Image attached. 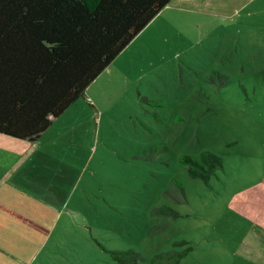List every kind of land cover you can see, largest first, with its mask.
Masks as SVG:
<instances>
[{"label":"rangeland","instance_id":"obj_1","mask_svg":"<svg viewBox=\"0 0 264 264\" xmlns=\"http://www.w3.org/2000/svg\"><path fill=\"white\" fill-rule=\"evenodd\" d=\"M240 16L155 17L40 139L0 133V205L17 209L0 264H119L110 250L128 249L151 264L188 245L180 264H258L236 248L264 228V10L250 33ZM205 150L224 160L210 185L180 163ZM178 176L186 203L168 193Z\"/></svg>","mask_w":264,"mask_h":264},{"label":"trees","instance_id":"obj_2","mask_svg":"<svg viewBox=\"0 0 264 264\" xmlns=\"http://www.w3.org/2000/svg\"><path fill=\"white\" fill-rule=\"evenodd\" d=\"M170 2L0 0V133L39 139ZM147 100L157 109L166 107L161 100ZM164 147L155 144L153 151ZM180 163L207 185L224 168L223 158L212 150L183 155ZM168 193L188 202L179 176ZM158 209L180 216L167 205ZM189 243L175 241L177 246ZM192 249L156 253L151 264H180ZM110 252L119 264H139L142 258L134 249Z\"/></svg>","mask_w":264,"mask_h":264},{"label":"crops","instance_id":"obj_3","mask_svg":"<svg viewBox=\"0 0 264 264\" xmlns=\"http://www.w3.org/2000/svg\"><path fill=\"white\" fill-rule=\"evenodd\" d=\"M256 1L257 0H171V2L156 16L152 23L158 25L159 23L167 24L172 22L171 24H174L177 21H182L185 17H196L199 19L203 17L208 18L211 22H215L216 20V22L220 24V22L225 23L230 18L233 19L236 16L241 17V13L246 12L248 17L247 28H249V32L254 26L262 24L263 20L257 19L256 16L258 9L264 10V0H259L258 4H255ZM166 17H168V19H166ZM164 20L166 21L164 22ZM236 21L238 20L236 19ZM152 23L147 29L153 25ZM143 33L144 31L139 37L142 36ZM83 95L85 96L86 93ZM86 97L92 100L91 95H87ZM70 107H72V105ZM57 118L59 117L54 118V120ZM16 211L17 209H13L12 207L0 205V222H3V224H0V230H4L8 220L14 222L13 218L17 217ZM19 225L20 224H17L14 230L19 228ZM25 229L28 231L30 226L26 224ZM236 249L240 254L248 256L256 263L264 264V228L255 226L247 239L243 240L241 246H238Z\"/></svg>","mask_w":264,"mask_h":264}]
</instances>
